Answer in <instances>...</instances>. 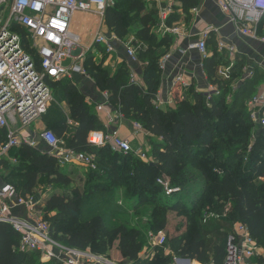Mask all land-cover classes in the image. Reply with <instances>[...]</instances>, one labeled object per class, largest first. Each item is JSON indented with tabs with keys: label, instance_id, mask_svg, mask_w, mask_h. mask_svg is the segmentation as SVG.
<instances>
[{
	"label": "trees",
	"instance_id": "16d2710c",
	"mask_svg": "<svg viewBox=\"0 0 264 264\" xmlns=\"http://www.w3.org/2000/svg\"><path fill=\"white\" fill-rule=\"evenodd\" d=\"M113 1L115 5L107 9L104 21L119 40H126L137 29L134 44L144 45L138 51V58L147 64L144 83H133L124 64L112 73L101 62L97 63L92 53L86 57L84 68L98 88L108 92L109 106L150 135V162L141 160L134 153H115L108 145L91 146L89 134L101 131L102 126L94 107L71 80L65 78L49 82L56 102L44 122L68 148L95 157L97 169L86 172L84 191L72 189L76 177L61 168L48 151L25 144L12 149L8 158L0 161V172H6L0 178L5 184L13 185L25 198L33 196L40 183L51 186L55 193L45 205L44 216L51 225L53 236L71 248L90 249L101 255L98 248L103 250L118 241L121 257L130 264H170L163 253L159 255L160 249L153 260L143 259L141 254L145 244L140 231L113 219L116 212L122 210L115 195L110 193L116 189L125 191V198L132 202L134 212L146 203L154 207L149 229L155 233L166 229L169 212L185 218V235L172 243V249L182 257L205 262L215 250L216 263H224L230 232H221L220 228L210 233L204 231L202 222L207 214L219 216L220 222L247 225L264 250V129L257 128L247 106L258 94L261 81H244L232 96L230 83L217 78L223 56L215 50L203 64L205 74L219 92L212 96L210 105L203 93H197L194 104L177 96L174 110L156 107L154 101L161 84L159 61L163 49L174 43V37L159 38L155 34L158 12L146 13L148 0ZM175 1L181 4L182 12L190 22V11L199 6L200 0ZM179 18L174 14L168 23L171 25ZM31 54L39 64L37 54ZM242 66L240 62L233 68V79L242 77ZM63 102L67 103L70 119L78 123V127L68 126L61 108ZM254 136L255 140H252ZM6 142L7 131L0 129V146ZM163 177L183 192L167 196L157 183ZM197 180L201 185L196 188L195 197L187 201L183 194ZM256 180L262 183L258 185ZM109 194L112 197L104 199ZM95 195L102 198L92 204L90 200ZM227 206L229 213L224 217L219 213ZM70 222L73 226L66 230ZM195 225L198 226L196 229ZM62 232H65L63 237ZM207 235H213L225 246L213 245L214 239L207 241ZM19 242V236L9 225L0 224V264H62L56 259L42 262L38 253L21 252ZM258 263L264 264V257Z\"/></svg>",
	"mask_w": 264,
	"mask_h": 264
},
{
	"label": "built area",
	"instance_id": "2783aa9c",
	"mask_svg": "<svg viewBox=\"0 0 264 264\" xmlns=\"http://www.w3.org/2000/svg\"><path fill=\"white\" fill-rule=\"evenodd\" d=\"M160 9L159 32L182 38L187 28L181 24L168 26V20L174 13L173 2H165ZM113 0H0V129L7 131V142L0 146V161L8 158L9 152L22 145L39 148V142L45 145L48 153L56 158L61 168L82 166L88 171L97 169L95 157L78 152L66 146L51 130L38 134V140L24 136L22 132L34 123L42 120L50 107L56 102L49 82H59L71 77L73 72L87 76L82 62L85 52L80 49L79 39L71 33L70 24L76 12L94 13L104 19L107 9L114 7ZM221 11L229 16L238 33L251 40L264 44V0H218ZM219 29L207 26L195 42L189 43L186 50L198 52L203 59L208 57V44ZM113 39H116L115 36ZM135 39L126 44L129 58L137 62L138 51L143 44H134ZM96 45L107 46L109 53L114 51L111 40L102 34L95 38ZM219 49L228 52L229 60L234 62L236 49L219 41ZM80 53L74 60L80 65L74 69L66 68L64 62ZM31 52L39 57V64L34 61ZM169 56L164 58L166 62ZM163 68V66H162ZM227 78L228 71L224 73ZM132 82L138 84L132 76ZM183 84L184 79L178 78ZM219 95L216 87H211L206 96L210 105L212 96ZM251 119L260 129H264V94L259 93L247 104ZM123 118V115H119ZM69 127L79 124L68 120ZM135 131H143L134 124ZM88 142L93 147L109 146L115 153H134L145 162H150V149L134 150L129 140L120 138L117 133L91 132ZM157 183L167 196L182 193L180 187H172L167 178H159ZM34 198L24 197L10 184L0 186V224L9 225L19 236L18 249L23 253H38L42 262L53 259L62 264H115L112 261L93 254L90 250H79L60 243L52 233L51 225L44 219V209L36 204ZM44 208V207H42ZM220 218L215 214L206 215ZM148 247L141 254L153 259L158 248L167 244V236L161 231L150 233ZM258 241L252 236L245 224L236 223L228 236L226 257L223 264H259L264 257ZM144 256V257H143ZM173 264H199L197 260L174 258Z\"/></svg>",
	"mask_w": 264,
	"mask_h": 264
},
{
	"label": "crops",
	"instance_id": "0c3cea01",
	"mask_svg": "<svg viewBox=\"0 0 264 264\" xmlns=\"http://www.w3.org/2000/svg\"><path fill=\"white\" fill-rule=\"evenodd\" d=\"M148 1L149 4L146 8V13L153 10L158 12V24L155 29V34L159 38L170 36L163 35L159 32L161 23L159 18L160 9L165 6V2L167 1L173 2L174 13L172 15L177 14L180 17L176 21H173L171 25L167 22L168 26L172 27L174 24H181L187 28L185 36L182 38L174 37V43L169 48L165 47L163 49L164 54L159 61L161 84L157 97L154 101L156 107H160L165 111L174 110L176 108L175 98L177 96H180L181 98L183 97V99L194 104L195 94L203 93L206 99L207 94L210 92V88L216 87V85H214L205 74L203 69L205 59H203L198 52L191 51L181 53V50L187 49L189 43L195 42L199 38L200 33L207 26H213L219 29V33L213 35L210 45L208 44V57H212L215 50L219 51V53L223 56L222 64L217 69V78L221 81L230 83L232 96L233 94H236L237 90L240 89L244 81L253 79L261 81L262 84L258 88V94H264V44L260 41L246 38L238 33L229 16L225 15L221 11L218 5V0H200L199 6L190 11V22L187 21L186 15L182 12V6L179 2H176L175 0ZM101 24H103L104 28L101 27ZM70 31L78 37L80 49L85 52V60L88 54L92 53L95 56V61L97 63L101 62L103 67L109 69L112 73H115L116 70L124 64L131 73V77L133 76L135 81L138 83L137 85H143V74L147 64L141 62L140 60L137 62L132 61L126 51V44L130 40L135 39L137 29H134L133 33L126 40H119L108 29L104 19L101 18V23L98 24L97 14L76 12L72 17ZM98 34H102L111 40V44L114 48L113 52L109 53L107 51V46L105 45H96L95 38ZM114 36L116 39H113ZM220 40L236 49L235 59L237 57L238 64L241 62L243 65L241 67L242 77L240 79H233L232 70L238 64L236 63V60L234 62L229 60L228 52L220 51ZM99 48H101L100 50L102 52L99 51ZM79 53L80 50H77V52L74 53L72 57L73 63L71 66H64L73 70L75 65H77L76 62L79 61L74 59ZM167 56H169V59L165 62L164 58ZM68 59L66 61H68ZM84 62H82L83 65ZM227 71L229 77L226 78L224 73ZM179 77L184 79L183 84L178 82ZM67 79L71 80L74 86L86 97L88 104L93 106L95 109L94 111L99 119L102 129L101 131L93 132L108 134L117 133L120 138L129 140L132 147L137 149H145L144 147H141L143 142L146 147L149 145L148 138L150 135L145 131H135L133 123L126 120L124 116L123 118H120V113L109 106L108 92H102L90 76H83L77 72H73L71 77ZM61 108L67 117L68 124V120L71 119L67 103H61ZM44 130H47V126L43 118L29 128L25 129L22 132V135L25 137L31 136L38 140V134ZM140 132H143L144 135H141ZM39 148L42 151H47L46 147L41 142H39ZM80 174L84 178L85 174ZM72 176L75 178L80 175L72 171ZM4 184L5 183L0 178V186H3ZM262 255L264 256V251L262 252Z\"/></svg>",
	"mask_w": 264,
	"mask_h": 264
},
{
	"label": "rangeland",
	"instance_id": "374dc122",
	"mask_svg": "<svg viewBox=\"0 0 264 264\" xmlns=\"http://www.w3.org/2000/svg\"><path fill=\"white\" fill-rule=\"evenodd\" d=\"M126 8L124 7V10ZM101 23V18L98 16V24ZM104 24V23H103ZM103 24H101V27L104 28ZM104 31V30H102ZM72 57H70V59H68V61H66L64 63L65 66L69 67L72 65L73 61H72ZM77 65H80V62H76ZM258 128V125H257ZM48 129V128H47ZM257 129H254V131ZM245 133V131H243V134ZM141 135H144L143 132H140ZM252 140H255V136L253 137ZM141 147H144L146 150V145L143 142L141 144ZM135 148V147H134ZM133 148V149H134ZM148 148L150 149V146L148 145ZM134 150H137V148H135ZM66 171H68L69 173H72V171H74L75 173H77L78 175H80L79 177H76V180L72 186V189H79L80 191H84V185H85V176L83 178V176H81L80 173L83 174H87L86 172H88V170L84 167H80V166H70L68 168L65 169ZM6 175V172H0V176L1 175ZM200 180H197L196 182L193 183L192 186L188 187V190L183 194L186 198L187 201L193 199L195 197V190L196 188H198L201 183ZM256 183H258V185H260L262 183L261 180H256ZM183 192V191H182ZM55 193V191L52 189L51 186L48 185H44L43 183H40L37 188L34 191V195L33 196H29L31 198L35 199V203L39 205V207L41 209L45 208V205L47 203V201L51 198V196ZM57 193H61L60 191H58ZM110 193H113V195H115V200L119 202V205L122 208V210L120 212H116V214L113 216V219L115 218V221H119V224H126L128 225L130 228L133 229H137L138 231H140L141 233V237L142 240L144 239V250L143 252H145L147 249H149L148 247V239H149V235L150 233H155L153 232V230H150L149 227L152 225V218H153V208L152 205L150 203H146L144 204L142 207L139 208L138 211L134 212L132 211V202L126 200L125 198V191H121V190H116V189H112ZM108 197H112V194L109 195H105L104 199H107ZM102 198V196H98L95 195L91 198L90 203L94 204L96 203L98 200H100ZM44 207V208H42ZM112 212V211H111ZM115 213V212H112ZM229 213V206H227L226 210L223 213H219L222 216L226 217V215ZM208 215V214H207ZM211 215V214H210ZM167 218H168V224L166 229L163 231L166 236H167V244L163 247V248H158L160 249V253L159 255H161L162 253L165 255L166 258H168L171 262L170 264H173L174 262V258H180V259H188L186 257H182L180 256L174 249H172V243L174 241V239L181 237L183 235H185L186 233V229H187V225H186V220L183 217H179L176 213L174 212H169L167 214ZM45 219V216H44ZM46 220V219H45ZM219 218L213 219L210 218L209 221L207 223H203V228L204 231L210 233V232H214L215 229L220 228L221 232H230L234 229V225L236 224H232L231 223H224V222H220L218 221ZM212 221V222H211ZM216 221V222H214ZM110 223V222H109ZM210 223V224H209ZM197 225V223H196ZM195 225L196 229L198 226ZM68 227L66 228L69 229L70 227L73 226V223L70 222L68 225ZM65 232H62L60 235L61 237L64 236ZM214 239V244L215 246H225V243L220 242L218 239L214 238L213 235H207L206 240L209 241L210 239ZM109 241V238L108 240ZM60 243H63L61 241H59ZM110 242V241H109ZM118 245L119 242L115 241L112 245L109 244V246H107L105 249L100 250L98 248V246L95 247L98 248V252L104 254V255H100V254H95L90 250L93 254L97 255V256H101L104 257L110 261H112L115 264H130L129 262H127L126 260H124L121 255L120 252L118 250ZM212 245V246H213ZM263 250V249H262ZM215 250H213L209 255H208V260L205 262H200L197 259H192V260H197V262L199 264H217L216 263V254L214 252ZM264 251V250H263ZM142 252V253H143ZM262 254V251H261ZM144 257V256H143ZM156 257V253L154 258ZM153 258V259H154ZM143 259L146 260H153V259H147L146 255Z\"/></svg>",
	"mask_w": 264,
	"mask_h": 264
}]
</instances>
